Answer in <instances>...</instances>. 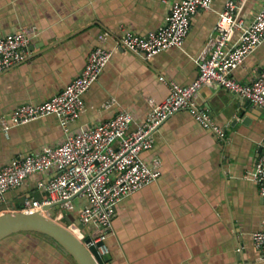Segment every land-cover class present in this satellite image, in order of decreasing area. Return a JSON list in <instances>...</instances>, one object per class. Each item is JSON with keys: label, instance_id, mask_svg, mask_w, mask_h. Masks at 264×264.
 I'll return each instance as SVG.
<instances>
[{"label": "crops", "instance_id": "0c3cea01", "mask_svg": "<svg viewBox=\"0 0 264 264\" xmlns=\"http://www.w3.org/2000/svg\"><path fill=\"white\" fill-rule=\"evenodd\" d=\"M180 0H0V38L34 27L37 36L19 65L0 73V169L54 148L64 141L56 117L14 127L9 122L22 104H43L66 89L87 65L96 48L115 50L99 80L85 95L86 108L71 124L79 133L113 119L119 112L134 117L132 130L147 122L157 105L170 95L171 82L188 86L199 77L198 61L215 37L218 14L227 0L193 16L184 46L165 50L149 61L119 48L125 32L146 35L167 23ZM264 8V0H246L239 13L246 26ZM236 33L232 45H237ZM117 47V48H116ZM264 65V43L234 71L250 83ZM225 132L224 139L205 129L183 110L158 129L155 145L143 154L156 161L160 179L122 201L106 245V264H264L252 235L264 231V200L250 174L264 143V109L217 85H204L195 95ZM56 171L29 177L6 194L0 214L11 212L24 198L42 200L40 182ZM84 197L73 200L76 210ZM78 212L70 213L77 220ZM0 264H76L56 243L43 235L19 233L0 243Z\"/></svg>", "mask_w": 264, "mask_h": 264}, {"label": "built area", "instance_id": "2783aa9c", "mask_svg": "<svg viewBox=\"0 0 264 264\" xmlns=\"http://www.w3.org/2000/svg\"><path fill=\"white\" fill-rule=\"evenodd\" d=\"M216 0H180L172 5L167 23L146 35L125 32L118 47L149 61L155 55L182 48L191 29V21L199 11L212 10ZM246 0H227L218 14L215 37L209 40L198 61L199 77L188 86L171 82L170 95L161 104L149 101L152 113L147 122L132 130L134 117L121 111L113 119L90 129L74 133L71 124L85 111V95L99 80L110 63L115 50H93L82 73L59 94L43 104L25 103L16 108L3 131L54 116L64 133V141L54 148L32 153L0 169V203L9 191L20 188L35 174L56 171L54 177L39 186L48 194L42 200L26 201L17 211L45 216L44 207L65 202L56 212V221L78 212L84 229L73 221L66 226L82 242L87 236L92 241L86 247H97L100 255L109 253L107 238L113 232V221L118 205L128 197L157 182L162 173L158 161L150 166L143 154L155 145L159 127L176 113L188 110L205 129L213 130L221 139L225 132L211 119L210 114L195 104V95L204 85H217L239 95L247 103L264 109V65L250 83H241L233 73L264 43V8L248 26L239 19ZM237 45H232L236 33ZM37 36L34 27H24L19 33L0 38V73L25 60L27 50ZM117 48V47H116ZM250 180L258 185L264 200V143ZM84 197L86 203L76 210L73 198ZM255 249L264 260V231L252 235ZM102 244V246H98Z\"/></svg>", "mask_w": 264, "mask_h": 264}, {"label": "water", "instance_id": "95a60500", "mask_svg": "<svg viewBox=\"0 0 264 264\" xmlns=\"http://www.w3.org/2000/svg\"><path fill=\"white\" fill-rule=\"evenodd\" d=\"M260 109L263 108L260 107ZM26 200L24 198L20 201L11 212L0 214V243L15 234L35 233L52 239L76 264H106L111 260L109 254L100 255L97 247L85 246V244L92 241L90 236H87L82 242L67 230L66 226L73 221L80 229H84L79 220L66 216L60 221H56V212L61 209L65 202H58L44 207V211L49 212V215L45 216L41 213L26 214L17 211L25 204ZM33 200L38 199L34 196ZM98 246H102V244ZM244 262V264H249L248 261Z\"/></svg>", "mask_w": 264, "mask_h": 264}]
</instances>
